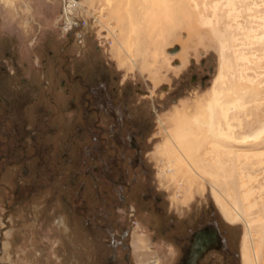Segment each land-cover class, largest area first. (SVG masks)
Segmentation results:
<instances>
[{
  "label": "rangeland",
  "instance_id": "1",
  "mask_svg": "<svg viewBox=\"0 0 264 264\" xmlns=\"http://www.w3.org/2000/svg\"><path fill=\"white\" fill-rule=\"evenodd\" d=\"M211 1H172L157 22L140 0H78L67 29L63 0H0V264H170L178 237L209 225L221 247L201 264H244L247 243L264 264V143L214 151L201 119L223 71L227 95L258 91L229 112L237 131L264 122V40L243 34H263L264 0L239 3L231 29ZM178 117L198 118L193 160ZM231 187L243 210L253 191L245 218L222 210Z\"/></svg>",
  "mask_w": 264,
  "mask_h": 264
},
{
  "label": "bare ground",
  "instance_id": "2",
  "mask_svg": "<svg viewBox=\"0 0 264 264\" xmlns=\"http://www.w3.org/2000/svg\"><path fill=\"white\" fill-rule=\"evenodd\" d=\"M140 1L144 4V7L142 9L145 13L144 15H146V14L151 15V19L154 18L155 21L158 19V17L169 16L171 14V11L173 9L172 8L173 7L172 1H174L176 3L175 5L177 7L180 5V3H183L185 1L187 4H193L195 8L199 7V0H140ZM202 1L205 4L207 2V0H202ZM212 1H213V3L210 5V8L214 12V15L217 18L218 17L224 18V16L227 17L228 21H227L226 27L230 28V29L233 28L231 21L232 20L238 21L239 18L243 17L242 11L245 12L247 9H250L246 6L243 8L242 11L240 10V4L239 3L245 4L247 2V0H212ZM252 1L254 4H257V2H258V0H252ZM131 2H132V0H130V3ZM80 4L81 3L78 2V6ZM124 10L127 12V14H125V16H127L128 19H131L133 17V8H131V7H127V8L119 7L116 10L118 20H122L121 17L124 16V14H123ZM218 20H220V19H218ZM155 21H153V22H155ZM157 22H158V20H157ZM207 22L212 23V20L208 19ZM213 22L216 23L218 21L213 20ZM235 27H237L238 29H242V30L244 29V31L246 29L245 25H242V23H240V22H238L237 25H235ZM217 28L213 27L214 30H218ZM237 28H235V30ZM242 30H240V32ZM233 33H235V32H233ZM243 34H246L247 39L251 38L252 42H254V39H256L257 41L259 39L264 40V32L261 36H258V35L252 36L251 28L248 29V31L243 33ZM122 47H123V45H122ZM243 58H244V56L239 57V59H243ZM241 76H243V75H241ZM224 78H225V74L222 71L220 76L217 78V81H216L217 84H215L217 86H216V88L214 90V94H213L214 95V105L208 106L207 110L204 111L203 118H201V119H204L202 125L207 127V129L209 131V136L212 137L213 140H215L212 143V149L215 151V150H218V148H221V147L224 148L225 144L222 143L224 141H231V142H235V143H239V144H248L251 146H260L261 144L264 143V122H260L259 124H257L256 127H254V126L252 128L250 127V129H255L251 132L240 133L237 131L236 126L232 123L231 117L229 115V112L234 110V109H237V110L240 109L243 111L245 110L246 104L248 102L252 101V99H250V98H253V96L258 95V93H257L258 91L256 92V89H257L256 86H254V85L248 86L246 84L240 85V86L235 88V91H236L235 93H231V95H227L226 93L222 92L220 90V87H219V82H221V81L224 82V80H223ZM250 82H252V81H250ZM196 120H198V118H192L191 120H189L188 118L182 119V117L181 118L178 117L177 121H176L177 123H176L175 131H174L175 132L174 140L177 141L178 148H179L177 150H181L180 147L183 148L184 152L190 158L191 157L193 158L192 155L195 154L197 149L200 147L194 143V141L197 138H199L198 136L200 135V133L197 131H200V129H198V130H196L197 128L194 129V127L191 124V123L196 124ZM223 121H225V122H223ZM224 123H225V126H224ZM239 125H240L239 126L240 128H243L241 121L239 122ZM197 126H198V124H197ZM198 128H199V126H198ZM209 136H207V137H209ZM175 144L176 143L174 142V145ZM174 145H171L173 147V149H175ZM175 146H177V145H175ZM219 156H220V154H219ZM182 157H184V156H182ZM255 157L259 158V160L261 162H263L264 161V151L256 152ZM184 159H182L180 157V154L178 155V153H177V160L184 161ZM181 163L184 165L183 162H181ZM187 170H190V169L188 168ZM193 172L197 173L198 171L196 168L195 169L193 168ZM220 178L221 177L217 176L218 185L220 187L223 188L224 185L226 186L227 184L228 185L230 184V183L226 182L225 176H223L221 179ZM223 179H224V181H223ZM241 179H242V176H241ZM245 185H247V183L241 181V186H245ZM225 192L228 194V197L231 198V207L224 200H222L220 203H221L222 210H223L225 216L231 220H236V219H239L242 217L245 218L246 215L249 214V211H250L249 209L253 208L254 206H257L256 202L250 201V197L252 196V193H253L252 190H250V191L247 190L242 194V199L246 203V207H247L246 210H243L240 208L239 200L237 198V194L235 193V189L233 187L227 188V191H225ZM245 220H246L248 230H250V228H252V222H251V220L250 221L247 219H245ZM243 262H244V264H259L258 251L255 249L253 251V255H252L250 248L248 246V243L246 244V246L244 248Z\"/></svg>",
  "mask_w": 264,
  "mask_h": 264
},
{
  "label": "flooded vegetation",
  "instance_id": "3",
  "mask_svg": "<svg viewBox=\"0 0 264 264\" xmlns=\"http://www.w3.org/2000/svg\"><path fill=\"white\" fill-rule=\"evenodd\" d=\"M184 241L183 237H178V241H175L181 248L182 257H177L171 264H176L179 258L177 264H201V260L210 250L221 247L219 231L214 225L194 230L189 243L185 244Z\"/></svg>",
  "mask_w": 264,
  "mask_h": 264
},
{
  "label": "built area",
  "instance_id": "4",
  "mask_svg": "<svg viewBox=\"0 0 264 264\" xmlns=\"http://www.w3.org/2000/svg\"><path fill=\"white\" fill-rule=\"evenodd\" d=\"M63 17H65V24L67 29H73V19L76 11H78V0H63Z\"/></svg>",
  "mask_w": 264,
  "mask_h": 264
},
{
  "label": "crops",
  "instance_id": "5",
  "mask_svg": "<svg viewBox=\"0 0 264 264\" xmlns=\"http://www.w3.org/2000/svg\"><path fill=\"white\" fill-rule=\"evenodd\" d=\"M173 248V247H172ZM176 257H177V254H175V256H174V253H173V258H172V260H174V259H176ZM178 262V261H177ZM177 262H176V264H177ZM171 264V263H170Z\"/></svg>",
  "mask_w": 264,
  "mask_h": 264
}]
</instances>
